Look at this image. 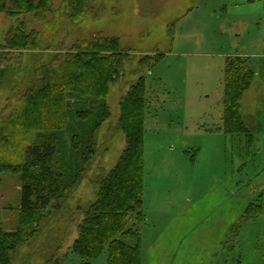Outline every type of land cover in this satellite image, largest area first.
Returning a JSON list of instances; mask_svg holds the SVG:
<instances>
[{
	"label": "rangeland",
	"instance_id": "obj_1",
	"mask_svg": "<svg viewBox=\"0 0 264 264\" xmlns=\"http://www.w3.org/2000/svg\"><path fill=\"white\" fill-rule=\"evenodd\" d=\"M61 2L53 0L55 10ZM91 10L79 25L62 16L56 32L33 14L0 17V47L3 33L18 21L27 24L28 32L41 33L44 41L42 52L7 54L0 67V114L14 94L26 93L34 70L63 46L119 38L133 60L101 102L68 96L66 128L56 134L54 168L67 187L80 172L84 179L69 191L60 210L46 213L13 264L85 263L71 251L78 235L76 211L96 201L99 178L108 175L125 150L121 103L141 77L148 100L144 221L136 224L142 264H264V0H95ZM52 18L47 14L48 21ZM157 54L163 58L152 71L140 68L145 55ZM230 57L243 58L252 75L241 101L248 135L222 129ZM92 137L95 157L82 168ZM77 140L81 145L75 148ZM0 180V217L5 230L14 232L20 175L2 172ZM90 264H109L107 251Z\"/></svg>",
	"mask_w": 264,
	"mask_h": 264
},
{
	"label": "trees",
	"instance_id": "obj_2",
	"mask_svg": "<svg viewBox=\"0 0 264 264\" xmlns=\"http://www.w3.org/2000/svg\"><path fill=\"white\" fill-rule=\"evenodd\" d=\"M94 1L62 0L55 10L53 0H0V17L5 15L13 20L20 14H33L56 32L62 16L73 25H79L90 16ZM237 2L251 4L255 0ZM47 14L53 15L50 22ZM3 40L0 50L6 54L0 58V67L6 64L3 61L7 60V54L42 52L44 47L41 33L28 32L23 21L4 32ZM131 54L122 50L119 38L96 37L77 41L70 48L63 46L56 50L49 63L34 70L26 93L23 96L14 94L0 114V173L18 174L21 179L16 231L7 232L0 217V264H13L21 245L34 236L33 232L41 226L46 213L50 209L60 210L61 202L68 197L69 191L77 190L84 179L80 172L67 187L64 175L54 168L58 152L56 134L66 128L68 96L101 102L107 97L110 87L119 82L125 65L133 62ZM162 58L163 54L156 57L145 55L139 66L152 71ZM251 82L252 75L247 72L245 60L228 58L222 118V129L226 134L248 135L241 101ZM147 102L146 80L141 77L121 103L119 125L126 137L125 150L108 175L99 178L96 201L77 208L76 218L80 217L76 225L78 235L71 251L79 255L84 264H90L105 251L109 264H142L141 235L136 224L144 221ZM105 112L107 119L108 107ZM84 113L78 117L84 119ZM93 141L94 137L82 155V168L95 157L96 144ZM80 145L78 140L73 144L75 148Z\"/></svg>",
	"mask_w": 264,
	"mask_h": 264
},
{
	"label": "crops",
	"instance_id": "obj_3",
	"mask_svg": "<svg viewBox=\"0 0 264 264\" xmlns=\"http://www.w3.org/2000/svg\"><path fill=\"white\" fill-rule=\"evenodd\" d=\"M223 124V123H222Z\"/></svg>",
	"mask_w": 264,
	"mask_h": 264
}]
</instances>
